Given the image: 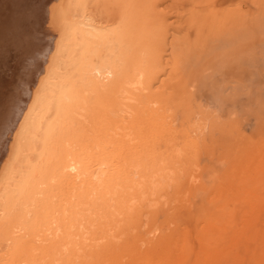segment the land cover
I'll return each instance as SVG.
<instances>
[{"label": "rangeland", "instance_id": "rangeland-1", "mask_svg": "<svg viewBox=\"0 0 264 264\" xmlns=\"http://www.w3.org/2000/svg\"><path fill=\"white\" fill-rule=\"evenodd\" d=\"M16 1L10 27L0 28L3 114L9 79L30 78L29 51L50 34L40 22L45 0ZM119 4L124 25L140 39L147 88L135 89L131 113L118 116L111 113L115 100L91 93L87 121L67 135L75 131L89 147V161L100 154L94 143L106 150L109 177L120 187L137 164L147 173L164 166L170 179L144 193L124 185L118 239L106 234L107 216L89 240L75 245L62 237L51 251L37 243L34 256L30 239L53 213L63 230L69 226L61 209L77 187L49 182L51 167L30 215L11 216L10 223L23 219L27 228L12 244L6 239L10 245L0 239V264H264V0ZM97 100L105 102L101 111L93 108Z\"/></svg>", "mask_w": 264, "mask_h": 264}, {"label": "bare ground", "instance_id": "bare-ground-1", "mask_svg": "<svg viewBox=\"0 0 264 264\" xmlns=\"http://www.w3.org/2000/svg\"><path fill=\"white\" fill-rule=\"evenodd\" d=\"M45 1L39 9L40 22L45 21L50 34L39 39L29 51L32 54L27 63L32 66L30 78L9 79L7 88L11 89L5 93V113L0 111L2 242L9 239L13 243L25 233L23 219L12 224L11 216L21 211L24 216L30 215L36 200L34 194L43 189L49 168L52 167L49 182L60 180L57 183L60 184L68 180L73 188L77 186L67 198L68 204L61 209V214L68 217L69 226L63 230L59 213H53L39 230L40 234L31 235L34 256L40 248L37 243H48L47 251H51L58 249L62 237L73 239L75 245L79 240H89L90 229L107 216L111 223L106 234L113 241L118 239L113 235L114 219L123 203L124 185L144 193L168 181L172 173L164 166L155 172H143L137 164L133 173L130 171L133 175H126V184L123 182L126 176H121L124 185L120 187L117 180L109 177L106 150L94 143V149H100V154L89 161L83 156L89 147L75 136V131L67 135L68 129L78 125L79 120L87 121L84 115L91 93H98L99 100H115L113 115H129L128 103L135 100L134 90L147 88V73L138 51L140 39L124 25L120 0H61L63 7L57 6L60 0ZM2 4L6 6L4 10ZM12 6L17 8L16 0H0V28L9 24ZM99 100L92 105L101 111L105 102ZM62 131L65 143L55 153L51 147L60 139ZM104 140L109 142L107 138ZM52 264H59L58 259Z\"/></svg>", "mask_w": 264, "mask_h": 264}]
</instances>
